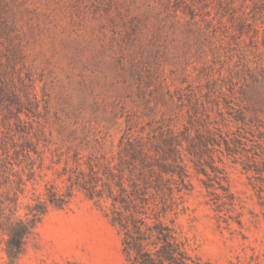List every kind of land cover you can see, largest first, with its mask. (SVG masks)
<instances>
[{"label": "rangeland", "instance_id": "1", "mask_svg": "<svg viewBox=\"0 0 264 264\" xmlns=\"http://www.w3.org/2000/svg\"><path fill=\"white\" fill-rule=\"evenodd\" d=\"M158 176L194 262L264 264V0H0V264H128Z\"/></svg>", "mask_w": 264, "mask_h": 264}, {"label": "trees", "instance_id": "2", "mask_svg": "<svg viewBox=\"0 0 264 264\" xmlns=\"http://www.w3.org/2000/svg\"><path fill=\"white\" fill-rule=\"evenodd\" d=\"M170 174L173 176L175 173L171 171ZM168 182L169 179L158 176L149 186L155 192H160L163 198L161 206L157 207L159 212L152 216L138 208L136 200L140 199L136 194L132 193V199L128 197L129 200L112 199L111 223L122 232V247L128 264H198L187 253L184 241L173 225H168L161 219L168 210H172L166 203V197L174 203L173 188L166 184ZM177 191L180 192V189ZM8 232L12 234L10 243L20 250L28 229L18 221L15 226H10Z\"/></svg>", "mask_w": 264, "mask_h": 264}]
</instances>
